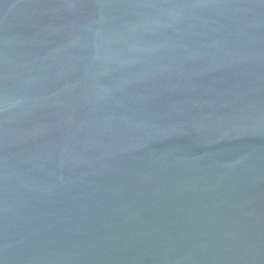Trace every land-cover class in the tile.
Wrapping results in <instances>:
<instances>
[{"label": "water", "instance_id": "water-1", "mask_svg": "<svg viewBox=\"0 0 264 264\" xmlns=\"http://www.w3.org/2000/svg\"><path fill=\"white\" fill-rule=\"evenodd\" d=\"M0 264H264V0H0Z\"/></svg>", "mask_w": 264, "mask_h": 264}]
</instances>
